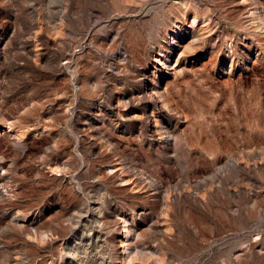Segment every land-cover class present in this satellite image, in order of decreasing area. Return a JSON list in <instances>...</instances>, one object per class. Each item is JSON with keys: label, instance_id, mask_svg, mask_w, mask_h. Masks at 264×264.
<instances>
[{"label": "rangeland", "instance_id": "1", "mask_svg": "<svg viewBox=\"0 0 264 264\" xmlns=\"http://www.w3.org/2000/svg\"><path fill=\"white\" fill-rule=\"evenodd\" d=\"M0 264H264V0H0Z\"/></svg>", "mask_w": 264, "mask_h": 264}, {"label": "bare ground", "instance_id": "2", "mask_svg": "<svg viewBox=\"0 0 264 264\" xmlns=\"http://www.w3.org/2000/svg\"><path fill=\"white\" fill-rule=\"evenodd\" d=\"M168 48H169V47H168ZM181 60H182V59L180 58V56H177V57L175 58L174 62H175V64H180ZM5 129H7V130L9 129V130H10L11 128H10V126H6V127H3L1 131H5ZM125 224H126V223H125Z\"/></svg>", "mask_w": 264, "mask_h": 264}]
</instances>
